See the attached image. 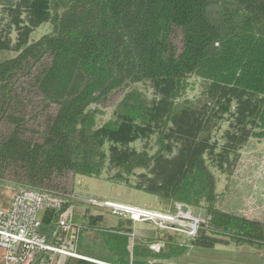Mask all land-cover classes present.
Listing matches in <instances>:
<instances>
[{"label": "trees", "instance_id": "1", "mask_svg": "<svg viewBox=\"0 0 264 264\" xmlns=\"http://www.w3.org/2000/svg\"><path fill=\"white\" fill-rule=\"evenodd\" d=\"M0 10L18 34L11 49L0 39V52L14 54L0 60V184L68 199L77 176L105 174L116 185L134 177L159 211L179 204L201 216L197 236L183 243L150 224L155 238L145 244L107 231L118 264H161L216 237L264 251V222L217 206L213 170L224 174L237 153L204 145L216 128L212 106L234 120L226 152L264 137V0H0ZM43 24L49 31L29 42L28 29ZM191 79L207 94L184 98ZM73 203L51 213L43 234L58 246L65 219L81 255L88 227L63 216Z\"/></svg>", "mask_w": 264, "mask_h": 264}, {"label": "rangeland", "instance_id": "2", "mask_svg": "<svg viewBox=\"0 0 264 264\" xmlns=\"http://www.w3.org/2000/svg\"><path fill=\"white\" fill-rule=\"evenodd\" d=\"M23 15L18 18L23 19ZM11 15H6L0 10V39L2 41L9 40V48L15 44L17 32L13 27ZM17 18V17H16ZM24 25H28L24 22ZM29 42L39 39L49 31V25L43 24L38 27L30 28ZM12 52H0V60L5 57L13 56ZM191 87L187 90L184 98L194 99L199 95H206L207 92L202 87V82L198 79L190 80ZM150 96V92L146 91ZM219 95V94H217ZM229 97L226 95L224 98ZM218 103H224L223 97H215ZM235 102H232L231 111ZM211 114L216 116L212 123L216 127L212 132L208 142L204 145L208 149H212L215 154L229 153L226 157L232 159L230 155L237 153L236 164L233 166L224 164L226 167L224 174H219L217 170L214 175L217 179L216 192L219 195L217 206L220 209L227 210L247 218L256 219L264 222V137H249L246 141L237 145V149H230V144H233V139H228L223 136V133L232 127L234 120H230L228 114H222L216 106H212ZM104 115L99 117V124L107 121L111 116V109H107ZM218 118H222L218 120ZM257 133L262 132V129H255ZM253 132V131H252ZM243 139V138H241ZM241 141V140H240ZM137 150H141L143 143H135ZM115 172H111L113 175ZM137 174L139 172H136ZM137 185V180L134 177L129 178L127 184L116 185L106 180V175L103 174L100 178H87L77 176L74 181L73 196L77 203H80L85 208L89 209L91 214L97 210L94 207L88 206L90 200L95 201H111L139 208L150 210H160L162 205H158L156 198L140 191L134 190ZM83 203V204H82ZM88 204V205H84ZM193 211V210H192ZM194 213V212H193ZM107 216V214L104 213ZM199 216V215H198ZM111 218H115L110 216ZM199 218L202 220L201 216ZM203 223V220H202ZM174 235L171 232H167ZM181 242L183 237L175 235ZM215 243L209 249L192 248L190 253L195 257L198 256L202 263L209 264H264V251H257L250 247H236L229 243L225 238L216 237ZM197 254V255H196Z\"/></svg>", "mask_w": 264, "mask_h": 264}, {"label": "built area", "instance_id": "3", "mask_svg": "<svg viewBox=\"0 0 264 264\" xmlns=\"http://www.w3.org/2000/svg\"><path fill=\"white\" fill-rule=\"evenodd\" d=\"M70 199L74 198L61 199L36 190L17 189L10 209L7 212L0 211V249L3 251L1 264H32L42 252L86 260L72 250L77 230L65 219L58 222V227L64 233V240L68 238L70 241L63 240L61 246L50 244L40 231V213L58 212ZM89 203L97 209L108 211L112 216L133 223H147L158 230L173 232L183 237L184 241L196 237L202 226V220L194 215L190 208L179 204L176 205L174 213H169L111 201L90 200ZM67 245L71 249H68ZM159 247V244H155L151 245L150 249L157 251Z\"/></svg>", "mask_w": 264, "mask_h": 264}, {"label": "crops", "instance_id": "4", "mask_svg": "<svg viewBox=\"0 0 264 264\" xmlns=\"http://www.w3.org/2000/svg\"><path fill=\"white\" fill-rule=\"evenodd\" d=\"M16 191L17 188L12 185L0 184V211L7 212L10 209ZM95 210L97 211L91 214L89 209L85 208V206H82L80 203H73L66 208L63 214L64 217L73 215L74 223H85L86 227H88L78 247L79 253L81 254L80 256L85 257L86 260L42 252L37 255L32 264H118L116 261L117 258L108 251L109 241H107V237L102 236V234L104 235L109 231V235L115 236L116 238L129 235L131 242H138L139 244H145V242L149 241V238H155L154 234H149V231L153 230V227L147 223H133L127 219L118 217L111 218L110 216L112 215L108 211L97 208H95ZM51 213L55 212L44 211L40 213V220L42 223L40 231L45 235H47L48 227L51 225ZM104 213L107 214V216L104 215ZM93 217H96V219H93ZM63 240L64 238L57 240L60 243H58V246L63 245ZM64 241L70 240L66 238ZM178 241L181 242L179 239ZM183 242L186 241L183 239L181 243ZM155 244L157 243L152 245ZM67 248L71 249L69 245H67ZM72 250L77 254L74 243ZM2 259L3 251L0 249V264L2 263ZM202 260L203 259H200L198 256L195 257L188 252L178 259L169 258L168 260L165 259L159 262L161 264H209L202 263Z\"/></svg>", "mask_w": 264, "mask_h": 264}]
</instances>
